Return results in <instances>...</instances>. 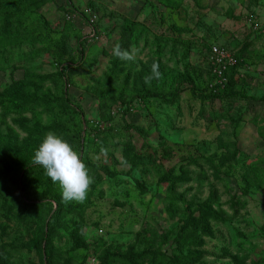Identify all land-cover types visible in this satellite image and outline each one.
<instances>
[{
  "label": "rangeland",
  "instance_id": "rangeland-1",
  "mask_svg": "<svg viewBox=\"0 0 264 264\" xmlns=\"http://www.w3.org/2000/svg\"><path fill=\"white\" fill-rule=\"evenodd\" d=\"M7 9L20 43L0 50V264H264V0ZM214 45L247 46L233 97H210ZM49 133L88 169L83 202L45 169L23 177Z\"/></svg>",
  "mask_w": 264,
  "mask_h": 264
},
{
  "label": "clouds",
  "instance_id": "clouds-1",
  "mask_svg": "<svg viewBox=\"0 0 264 264\" xmlns=\"http://www.w3.org/2000/svg\"><path fill=\"white\" fill-rule=\"evenodd\" d=\"M153 72L159 76L158 66ZM35 164L41 165L54 183H59L66 201L83 202L92 183L79 154L62 137L49 133L35 152Z\"/></svg>",
  "mask_w": 264,
  "mask_h": 264
},
{
  "label": "trees",
  "instance_id": "trees-1",
  "mask_svg": "<svg viewBox=\"0 0 264 264\" xmlns=\"http://www.w3.org/2000/svg\"><path fill=\"white\" fill-rule=\"evenodd\" d=\"M9 1L10 0H0V50H3V45L6 43L7 40L10 41V39H12V42H16L17 44L20 43V41H13V37L11 35L9 37V34H8L9 32H7L8 27H10V19H11V17H10L11 10L7 9ZM247 50L248 49H247V46H246L241 52H239V53L234 55L236 64H235L234 67L230 68L229 72H227V83L223 87L218 84V80H217V77L213 73V66H212L211 79H210V82L208 84L209 87H211V85L213 87V90L211 91V95H210L211 98H217V97L221 98L223 96H232V97L235 96V95L232 94V90L234 89V87L236 86V83H237L236 80L234 79V77L237 74L235 75L234 73H235L236 70H238L239 67H241L242 55ZM210 58H211V51L208 54V61H210V63H211ZM221 94H222V96H221ZM152 97H159V95L148 91L147 93L142 94L141 99L138 100L137 104L139 106L145 108V107L149 106V104L151 103L150 101H151ZM241 97L247 98L245 96H241ZM132 107L133 106H131L129 109L127 108L128 110L125 109L126 112H124V115H129V116L132 115V116H134L135 113L137 112V108L133 107V109H132ZM118 115H120V114H118ZM109 122H111V121H109ZM102 123L103 122H101V121L100 122H95L94 125L92 126V128H95V129H97L99 131L98 133L100 135L107 133L112 127V126H108L107 123H106L107 124L106 126H103ZM103 127H105V128L103 129ZM82 130H84V129L82 128ZM4 138L5 137L1 136L0 137V142L3 141ZM19 155L24 157L26 159V161L31 162L32 156H30L28 154H25V153H21V154L17 153L16 154V156H19ZM37 169L41 170V169H44V168L41 165L35 164V162H33V164H27L24 167V169H23V177H26L27 175H30L32 171L37 170ZM21 181H22V179H21ZM19 189H22V185L19 187ZM43 200H45V201H53L52 198H50L49 196L44 197ZM49 203H51V202H49ZM53 218L54 217L52 216V218H51V220H50V222L48 224L49 227L52 226ZM183 236H184V238L182 237V241H179V243L183 242V246H181V248L178 249V252L183 251L185 249L186 242H184V241H188L187 236H185V235H183ZM47 240H48V236H47V233H45L44 234V241H47ZM165 261H166V259H163L161 257V258H159V262L158 263L159 264H164ZM185 261H186V264H187V258H185ZM191 262L192 261H190L189 263H191ZM154 263H155V261H151L150 264H154Z\"/></svg>",
  "mask_w": 264,
  "mask_h": 264
},
{
  "label": "built area",
  "instance_id": "built-area-1",
  "mask_svg": "<svg viewBox=\"0 0 264 264\" xmlns=\"http://www.w3.org/2000/svg\"><path fill=\"white\" fill-rule=\"evenodd\" d=\"M211 64L213 73L217 77L218 84L222 87L227 83V72L234 67L236 62L234 55L225 47L214 45L211 48Z\"/></svg>",
  "mask_w": 264,
  "mask_h": 264
}]
</instances>
